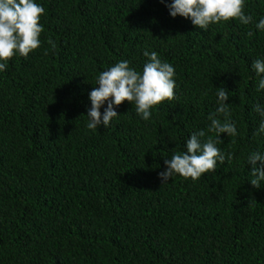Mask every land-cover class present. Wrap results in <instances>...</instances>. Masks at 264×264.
Masks as SVG:
<instances>
[{
  "label": "trees",
  "instance_id": "1",
  "mask_svg": "<svg viewBox=\"0 0 264 264\" xmlns=\"http://www.w3.org/2000/svg\"><path fill=\"white\" fill-rule=\"evenodd\" d=\"M35 2L41 46L0 71V264H264V182L249 183L247 163L264 154L254 111L264 90L251 68L264 60V0H245L252 24L206 30L171 17L172 0ZM145 50L174 67L175 98L149 120L125 101L108 127L89 130L99 73L122 60L142 71ZM221 86L238 134L217 147L232 161L162 185L165 159L207 129Z\"/></svg>",
  "mask_w": 264,
  "mask_h": 264
},
{
  "label": "clouds",
  "instance_id": "2",
  "mask_svg": "<svg viewBox=\"0 0 264 264\" xmlns=\"http://www.w3.org/2000/svg\"><path fill=\"white\" fill-rule=\"evenodd\" d=\"M161 3H164V0H161ZM166 6L171 17L179 15L190 18L193 25L204 30L210 24L233 19H238L243 25L253 23V17L243 11L245 0H172V3ZM44 11L43 6L35 0H0V71L7 69V62L15 54L27 57L41 46L40 36L44 29L40 19ZM255 28L264 31V18L255 23ZM247 35L252 36L253 33L250 31ZM47 43L55 52V42L49 39ZM47 52L48 50L45 54ZM143 55L147 62L142 71L130 67L129 61L122 60L99 73L96 86L89 94L91 108L87 111L86 125L89 130H96L100 126L108 127L110 122L119 116L115 107L125 101L134 103L136 113L143 120H149L152 115L150 109L175 98L174 67L163 61L155 51L145 50ZM251 68L261 77L257 90H264V60H254ZM216 96L217 107L208 116L210 125L207 129L193 132L186 141L183 152H176L170 159H165L166 171L159 173L162 185L176 175L196 181L202 175L214 171L218 162L224 164L226 159L229 163L232 161L233 153H225L217 147V144L222 142L221 134H238L234 122L228 118V90L221 86L216 89ZM105 102L107 107L102 114L101 107ZM254 111L261 117L257 134H264V107L257 104ZM221 116L224 117L223 120ZM208 133H215L216 139ZM257 162H260L259 166ZM247 163L252 166L249 183L259 189L261 182H264V154L251 153Z\"/></svg>",
  "mask_w": 264,
  "mask_h": 264
}]
</instances>
